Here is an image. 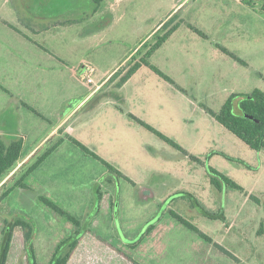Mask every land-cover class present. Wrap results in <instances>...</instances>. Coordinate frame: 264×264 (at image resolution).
Returning <instances> with one entry per match:
<instances>
[{
	"label": "rangeland",
	"instance_id": "rangeland-1",
	"mask_svg": "<svg viewBox=\"0 0 264 264\" xmlns=\"http://www.w3.org/2000/svg\"><path fill=\"white\" fill-rule=\"evenodd\" d=\"M99 2L0 0V133L24 143V159L0 184V250L5 221L27 217L36 223V263H50L76 227L41 202L47 197L84 225L93 217V235L84 234L70 264H121L118 250L138 264H264V149L252 150L212 116L233 94L264 92L261 3ZM176 8L166 21L177 16L176 32L148 60L167 79L142 66L122 83ZM98 90L70 117L69 138L61 130L26 159L60 114ZM62 139L25 180L27 189L16 187ZM210 168L238 188L220 178V188L213 186ZM99 174L117 181L101 185ZM48 177L55 188L45 193L37 182ZM143 188L154 198L143 201ZM117 227L127 239L144 227L143 241L125 246ZM6 264H28L22 228L13 232Z\"/></svg>",
	"mask_w": 264,
	"mask_h": 264
},
{
	"label": "trees",
	"instance_id": "trees-1",
	"mask_svg": "<svg viewBox=\"0 0 264 264\" xmlns=\"http://www.w3.org/2000/svg\"><path fill=\"white\" fill-rule=\"evenodd\" d=\"M103 0H100L102 2ZM249 7L254 8L256 4L261 3V8L264 11V0H243ZM99 2V3H100ZM177 16H173L168 22H166L162 28L153 35L156 38L155 43L148 44L145 43L144 48L147 50L145 57L139 62L135 61L134 65L128 70L126 75L122 78V83L128 82L131 77L139 71L142 66H148L156 74L165 77L157 68L151 65L148 61L152 55L166 43V41L176 32L178 24H174ZM162 34V35H161ZM135 60V59H134ZM120 73H116L111 81H113ZM167 79V77H165ZM110 81V82H111ZM212 116L229 132L234 134L240 140H242L247 146L252 150L261 151L264 149V92L260 90H255L250 94H233L224 103L219 114L212 113ZM249 117L253 118L250 119ZM149 130L155 132L150 126L144 124ZM158 135L164 139L166 142L174 144L169 138L163 135ZM64 142L60 140L57 145L48 150L44 155H42L37 162L30 168L28 173L22 178V180L17 183L16 187L27 188L25 185V180L33 174L46 160L49 158ZM79 148L88 154H91L95 159H99L97 155L91 152L84 145L77 141H74ZM23 139L18 137H13L11 141L7 142L2 136H0V184L2 179L9 175L18 165L22 158L23 152ZM104 163V161H102ZM109 166V165H107ZM211 176V183L216 188H220L219 178L227 182L234 188H238L237 185L231 180L227 179L224 175L220 174L214 169H209ZM120 177L122 175L119 174ZM117 179V178H116ZM113 180L116 183L117 180L114 178L109 179V183L113 184ZM189 198L193 201V208L202 209L199 203L191 195L183 196ZM41 202L47 207L52 209L54 212L58 213L65 222L71 223L76 230H74L71 236L65 238L57 247L51 261L49 264H68L75 251L77 250L84 234L92 233L89 230L90 222L92 221V216L88 219L86 225L83 221L65 212L62 208L51 202L45 197H41ZM207 214V212H204ZM176 216V215H174ZM179 222H182L185 226L195 231L196 233L203 236L198 229L193 227L191 224L181 221L179 217H175ZM13 221H5L6 228L4 229V237L1 245L0 252V264H6V259L11 247L13 232L15 228H22L24 232L25 248L27 253L28 264H37L35 258L34 242L37 238L36 223L30 218L14 217ZM85 229V230H84ZM84 231V232H83ZM31 258V259H30Z\"/></svg>",
	"mask_w": 264,
	"mask_h": 264
},
{
	"label": "crops",
	"instance_id": "crops-1",
	"mask_svg": "<svg viewBox=\"0 0 264 264\" xmlns=\"http://www.w3.org/2000/svg\"><path fill=\"white\" fill-rule=\"evenodd\" d=\"M186 1H188V0H186ZM240 2H244L243 0H239ZM119 2H123V0H116V4L118 5V3ZM185 3V2H184ZM116 5V6H117ZM181 5H183V4H181ZM178 8V7H177ZM177 8L176 9H173L171 12H169L168 13V15H167V17L163 20V21H161L158 25H156L155 26V28H154V30H153V32L149 35V37L150 36H152V35H154L155 34V32L157 31V29L164 23V22H166L169 18H170V16L174 13V12H176V10H177ZM96 92H99V90L98 91H95V92H91L84 100H82L79 104H77L74 108H72L71 109V112L69 113V114H67V115H65V116H62V114H60L59 116H58V118H57V123H56V126H55V128H53V130L51 131V132H49L46 136H45V138L43 139V141L38 145V146H36L34 149H32V151L26 156V159H28V158H30L32 155H34L36 152H37V150H38V147L40 146V145H42L51 135H56L57 133H59V131H61V130H64L68 135H67V137L66 138H69V134H70V132H72V129L71 128H68L67 127V124L69 123V121H70V117H72L73 116V114L77 111V110H79L80 108H81V106L94 94V93H96ZM69 107V106H68ZM0 136H2L3 137V135L0 133ZM24 145V144H23ZM56 152L57 151H55L51 156H53L54 154L56 155ZM24 159V157H23V152H22V158H21V160L20 161H22ZM48 160V159H47ZM46 160V161H47ZM45 161V162H46ZM42 166V165H41ZM39 169V168H38ZM37 171V170H36ZM36 171L33 173V174H35L36 173ZM33 174H31V175H33ZM103 178V174H99L98 176H96L95 177V179H94V181H96V183H98L97 181L99 180V181H101L102 183H101V185L102 184H110L109 183V180L107 179V180H104V179H102ZM51 179L52 178H50V177H48L47 178V180H45V181H43V183H39V182H37V185L39 186H37L39 189H41V190H43L45 193H49V191L52 189V188H55L54 187V184H53V182H51ZM104 181V182H103ZM115 182H113V184H114ZM112 184V185H113ZM101 185H100V187H101ZM22 189H27V188H22ZM38 190V189H37ZM99 190H100V188H99ZM101 192H98V194H99V196H100V199H101V194H100ZM118 195H116V197H117ZM45 198H47V197H45ZM118 198V197H117ZM118 200H119V198H118ZM88 201L89 202H91L92 201V199L91 198H88ZM117 204H118V209H119V202L117 201L116 202V204H115V209H116V206H117ZM117 218V217H116ZM119 218V217H118ZM154 225H150V226H148L149 228H148V230L149 229H151L152 227H153ZM144 227H146L145 225H144ZM144 227H142V229H141V235H138L137 237H135L134 239H127V238H125V236L123 235V232L120 230V228L121 227H117L118 228V230H119V234H120V236H121V238H122V243L125 245V246H127V247H130V248H135V247H137L138 245H140L141 244V242L143 241V237L145 236V234H143L142 233V231H143V228ZM193 231V230H192ZM194 232V231H193ZM194 233H196V232H194ZM87 236H90V235H93L92 233H87L86 234ZM204 235V234H203ZM125 238V239H124ZM136 238H139L138 240H135ZM83 242V239H82V241L80 242V244ZM102 242H104V241H102ZM212 242V241H211ZM106 244H108V246H112V245H109V243H106ZM113 247V246H112ZM111 247V248H112ZM78 249H79V246H78V248H77V250L75 251V253H74V255L72 256V258L71 259H73V257L76 255V253H77V251H78ZM113 250V249H112ZM113 251H116V250H113ZM118 253L119 254H117V255H119V256H122L123 258H124V260L126 261V263L127 264H138L136 261H134L133 259H131L126 253H124L123 251H121V250H118ZM116 254V253H115ZM116 255V258H117V262H119V263H121V264H123V258H121V257H119V256H117ZM70 259V261H69V263L68 264H70V262L72 261Z\"/></svg>",
	"mask_w": 264,
	"mask_h": 264
},
{
	"label": "water",
	"instance_id": "water-1",
	"mask_svg": "<svg viewBox=\"0 0 264 264\" xmlns=\"http://www.w3.org/2000/svg\"><path fill=\"white\" fill-rule=\"evenodd\" d=\"M249 118H250V119H253V118H251V117H249ZM147 191H149V190H148V189H144L142 192L145 193V192H147ZM140 198H141V197H140ZM152 198H154V194H153L152 192H150L149 195L143 197L142 199H143V201H149V200L152 199ZM117 207H118V204H117L116 208H117Z\"/></svg>",
	"mask_w": 264,
	"mask_h": 264
},
{
	"label": "flooded vegetation",
	"instance_id": "flooded-vegetation-1",
	"mask_svg": "<svg viewBox=\"0 0 264 264\" xmlns=\"http://www.w3.org/2000/svg\"><path fill=\"white\" fill-rule=\"evenodd\" d=\"M144 189H148V188H143V189L140 191V197H141V198L145 197L144 194H143V192H142ZM147 192L149 193V192H151V191L149 190V191H147ZM147 192H145V194H146ZM148 195H149V194H148Z\"/></svg>",
	"mask_w": 264,
	"mask_h": 264
}]
</instances>
